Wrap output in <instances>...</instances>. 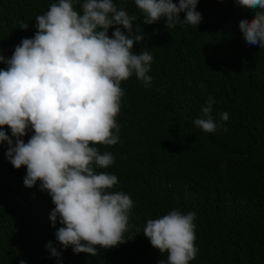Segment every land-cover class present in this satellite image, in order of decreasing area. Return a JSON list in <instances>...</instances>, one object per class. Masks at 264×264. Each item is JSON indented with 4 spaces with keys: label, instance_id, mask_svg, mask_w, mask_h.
Masks as SVG:
<instances>
[{
    "label": "trees",
    "instance_id": "trees-1",
    "mask_svg": "<svg viewBox=\"0 0 264 264\" xmlns=\"http://www.w3.org/2000/svg\"><path fill=\"white\" fill-rule=\"evenodd\" d=\"M84 0H74L82 14ZM135 15L144 39L133 52L153 60L150 87L133 74L121 83L119 142L96 145L114 163L106 169L118 178L111 189L130 196L125 243L98 255L75 254L55 238L50 212L55 205L39 181L23 183L26 167L15 169L0 143V264H159L167 261L143 234L147 220L172 210L195 213V246L189 264H264V48L249 45L239 29L249 10L234 0H199L201 23L166 28L165 18L143 23L134 0H113ZM178 3V0H173ZM58 0H0V55L37 31L35 18ZM184 13H180L183 21ZM27 24V29L22 25ZM116 26L109 29V36ZM121 30H123L122 26ZM0 63V69L6 68ZM203 83L204 87L199 85ZM218 128L204 132L193 124L207 98ZM227 111V121L219 113ZM11 136L10 129H3ZM22 137L25 143L32 135ZM14 139V138H13ZM51 242L59 256L47 247Z\"/></svg>",
    "mask_w": 264,
    "mask_h": 264
},
{
    "label": "clouds",
    "instance_id": "clouds-1",
    "mask_svg": "<svg viewBox=\"0 0 264 264\" xmlns=\"http://www.w3.org/2000/svg\"><path fill=\"white\" fill-rule=\"evenodd\" d=\"M134 2L144 24L165 18L166 28L178 23L198 27L202 20L196 11L199 0ZM234 3L259 9L250 21L241 19L239 29L249 45L264 48V0ZM81 9L82 14L75 10L74 0H58L35 18L37 31L32 38L22 39L10 58L0 55V63L7 65L0 69V143H7L6 157L15 169L26 167L24 185L32 188L39 181L40 190L51 197L52 227L57 221L61 225L55 231L59 244L75 254L96 256L98 248L128 240L124 233L133 206L129 195L110 191L118 183L115 175L95 171L114 163L113 155L101 154L96 145L119 142L116 116L124 95L121 83L134 74L150 87L153 56L148 51L133 52L144 39L141 25L134 29L137 17L113 0H84ZM180 13L185 14L183 21ZM214 103L209 96L193 124L207 133L218 128L227 131L212 115ZM219 118L227 121L229 113L221 112ZM29 130L33 134L25 143L22 137ZM194 218V212L174 209L147 220L144 236L160 253L168 254L167 261L159 264H189L195 258ZM47 247L59 256L51 242Z\"/></svg>",
    "mask_w": 264,
    "mask_h": 264
}]
</instances>
